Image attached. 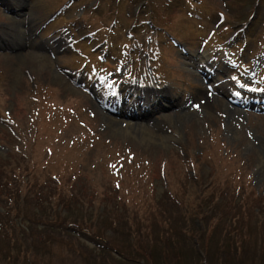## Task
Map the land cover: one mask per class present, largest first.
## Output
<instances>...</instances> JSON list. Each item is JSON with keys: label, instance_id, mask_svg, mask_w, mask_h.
<instances>
[{"label": "rangeland", "instance_id": "rangeland-1", "mask_svg": "<svg viewBox=\"0 0 264 264\" xmlns=\"http://www.w3.org/2000/svg\"><path fill=\"white\" fill-rule=\"evenodd\" d=\"M11 1L31 19L23 26L32 41L0 48V264H94L100 251L101 264H264V114L238 105L228 88L242 85L244 97L264 86V0L261 19H250L245 55L236 41L221 44L257 0H201L194 8L184 0ZM64 2L67 13L45 24ZM7 4L0 0V35L16 37L9 30L20 24ZM150 16L155 26L128 40L134 19ZM82 26L92 38L108 34L115 67L138 50L132 67L144 77L128 81L175 91L190 103L187 115L176 118L172 108L147 124L146 137L105 125L106 117L120 119L89 87L71 83L84 82L86 62L101 65L88 43H70ZM170 34L193 53L202 44L199 52L226 75L217 74L225 97L184 66ZM56 35L66 42L50 54L41 44ZM118 72L122 81L126 70ZM225 105L240 114L228 119Z\"/></svg>", "mask_w": 264, "mask_h": 264}, {"label": "bare ground", "instance_id": "bare-ground-1", "mask_svg": "<svg viewBox=\"0 0 264 264\" xmlns=\"http://www.w3.org/2000/svg\"><path fill=\"white\" fill-rule=\"evenodd\" d=\"M18 7H20V6H18ZM27 19H28V18H27ZM18 21H20V20L18 19ZM17 23H18V22L15 21V24H17ZM4 37H6V36H3V35H2V36L0 37V42H1V43H2L3 41H5V38H4ZM6 39H7V42H8V43L12 44V42L9 41V40L12 39L10 36L7 37ZM24 45H26V43H25ZM199 63H204V62H202V61L199 60ZM199 66H200V64H199V65H198V64L196 65L197 70H199ZM200 67H201V66H200ZM165 89H167V88H164L163 90H165ZM167 90H168V89H167ZM168 91H169V90H168ZM110 95L113 96L114 100L116 99V101H118L116 95H114V94H110ZM181 104H183V103H179V105H178V106H180V107L176 106V110H177V111H180L179 113H178V112L175 113V114H176V118H180V117H182V116H184V115H187L186 113L188 112V107H186L185 104H183V105H181ZM175 105H176V103H175ZM194 113H195V112H194ZM224 113L227 114L228 119L230 118V116H234V115H238V114H240L239 112L235 111L234 108H232V107H230V106H228V105H225ZM164 117H166V116H164ZM238 117H240V116H238ZM104 123H105V125H107L108 127H111V128H119V129H121L120 133H126V134H128V135H130V136H134V137H135V136L137 137V135H140L141 137H142V136H144V137L147 136L145 133L142 132V130H143V129H146V126H147V124H144V123H140V124L130 123V124L126 125L124 128H121V127H123V126H122V123L119 122L118 119H117V120H114V119L109 118V117H106V120H105ZM128 129H131V130H128ZM147 131H149V130H147ZM149 135H150V136H153V137H156V136H157L156 134H153V131H151V132L149 133Z\"/></svg>", "mask_w": 264, "mask_h": 264}, {"label": "trees", "instance_id": "trees-1", "mask_svg": "<svg viewBox=\"0 0 264 264\" xmlns=\"http://www.w3.org/2000/svg\"><path fill=\"white\" fill-rule=\"evenodd\" d=\"M103 251H100L99 253L93 254L92 257H94V264H101L100 262L105 259Z\"/></svg>", "mask_w": 264, "mask_h": 264}]
</instances>
